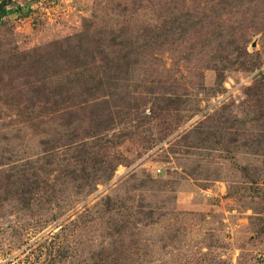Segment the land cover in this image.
Wrapping results in <instances>:
<instances>
[{"label": "rangeland", "instance_id": "1", "mask_svg": "<svg viewBox=\"0 0 264 264\" xmlns=\"http://www.w3.org/2000/svg\"><path fill=\"white\" fill-rule=\"evenodd\" d=\"M204 1L5 5L0 264H264V0Z\"/></svg>", "mask_w": 264, "mask_h": 264}, {"label": "trees", "instance_id": "2", "mask_svg": "<svg viewBox=\"0 0 264 264\" xmlns=\"http://www.w3.org/2000/svg\"><path fill=\"white\" fill-rule=\"evenodd\" d=\"M9 2V0H1L0 1V23L2 21V17L6 14V10H5V5ZM208 2L211 3L210 0H206L204 1L205 4H207ZM84 38V39H83ZM78 37L77 39H75L74 41L76 43L71 44L68 42H64L63 45V49H62V58L65 59L66 62H68V64L72 67H79L84 65V62L81 59V55L82 57L86 58V63H93V59H94V53L98 51L99 46H100V42L102 41V39L99 38H91V39H86L85 37ZM61 42V41H60ZM71 42V41H70ZM61 44L58 42H54L52 43L50 46H54L53 48L49 49V52H47V55H57L56 58H59L62 60L61 53L59 51L56 50L55 46H60ZM77 77L74 78V80H70V81H65L61 86L60 89L62 90V98H61V104L70 100L71 97H76L78 94L84 95L82 96V98L79 97V104L83 105L86 104L89 100H93L95 98H88L87 96L91 95V94H95V92L97 93L100 89H101V84L103 83L102 80H98L97 83L93 82V83H89L88 80H83L78 81L76 79ZM81 80V79H80ZM39 91V90H37ZM61 91H57L55 94L53 93V91L51 92H46L45 95L49 96V95H58ZM52 104H57L56 101H52Z\"/></svg>", "mask_w": 264, "mask_h": 264}]
</instances>
